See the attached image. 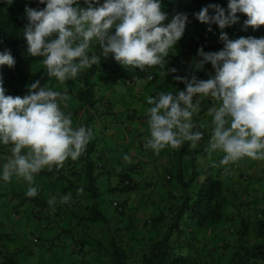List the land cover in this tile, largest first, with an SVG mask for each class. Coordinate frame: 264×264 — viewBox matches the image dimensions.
I'll use <instances>...</instances> for the list:
<instances>
[{
  "label": "trees",
  "instance_id": "trees-1",
  "mask_svg": "<svg viewBox=\"0 0 264 264\" xmlns=\"http://www.w3.org/2000/svg\"><path fill=\"white\" fill-rule=\"evenodd\" d=\"M209 3L227 6V0H161V9L169 17L176 12L188 14L186 34L179 39L182 42L179 50L169 53L165 69L154 66L155 70L151 73L147 71V66L145 70L122 66L109 54L107 57L101 56L98 65L83 70L74 80L70 79L63 85L50 79L49 87L67 89V102L73 105L70 110L74 117L73 124L78 122L76 126L84 124L92 126L94 130L93 138L77 160L69 158L68 166L64 164L59 170L55 167L52 170L44 168L36 174L39 176L36 184L38 188H47L42 178L49 175L65 180V184L55 182L54 189L59 196L67 192L73 195L71 201L63 204L58 197L53 210V206L47 203L48 190L43 196L39 189L37 195L29 199L33 209L24 210L36 222L50 228V248L58 247L64 237V240H68L67 243L64 241L65 245H70V253L81 257L79 264L87 261L96 264H264V202H261L264 198L257 201L250 195V198L243 199L246 189L264 179V176L260 179L256 176L254 162L247 161L244 166L236 162L219 165L223 153L216 152L208 157L204 152L206 143L203 140L195 147L190 146L187 141L177 148L166 147L152 157L155 162L160 156H166L168 162L165 174L161 177L163 181H167L166 185L163 184L167 191L157 198L155 192L162 185H157L160 174L155 164H152L150 170H144L140 162H132L115 173L114 166L110 167L111 164L106 159L108 150L104 148V144L102 148L99 147L101 133L117 124V120L113 119L117 114L112 109L110 96L113 95L115 86L131 95L133 89L139 86L137 83L131 84L132 77L139 78V72H147V77L151 74L152 77L159 78L160 72L166 83H169L166 91H172L175 95L176 88L179 85L184 88L185 85L175 80L174 76L190 78L191 75H196L198 79H202L201 72L209 66L205 64L204 69L194 67L193 62L200 59L196 50L201 46L204 51H218L223 47V42L219 39V27L213 24L212 29L216 32H209L208 26L193 15ZM80 4L85 7L83 0H80ZM25 5L33 8L45 6L39 0H11V3L0 0V51L7 48L15 58L13 67L0 66V75L8 89L6 94L10 91L22 92L31 67L42 59L27 53L26 40L22 36L28 22L24 12ZM237 15L240 16L239 22L247 18L243 13ZM252 30L253 34L250 36L264 37V25ZM223 31L230 35V39L247 37L235 24ZM95 50L99 54L100 46L96 45ZM183 59L186 60L184 65ZM170 68H176L177 71L168 72L167 69ZM43 69L42 66L37 67L35 75L38 79L43 76L46 84L49 77ZM143 83L144 85H140V101H146V96L153 95L160 89H154L159 82L145 80ZM97 84L103 87L97 93V97H101L98 100L103 101L91 99V88ZM123 96L119 95L120 98ZM213 103L212 98H206L201 102L200 112L193 117L200 131L204 127L200 128L199 125L209 123L202 114ZM89 109L96 110L97 116H92ZM80 112L82 115L76 121ZM204 139L206 140V135ZM8 155L10 146L0 145V163ZM226 167L230 170L225 171ZM112 177L115 184H112ZM74 178L79 181L70 180ZM15 180L13 177L4 182L3 186L12 189ZM245 180L248 181L247 186L245 184L242 187ZM259 185L264 186V183ZM79 187L84 190L78 194L76 190ZM18 192L15 191L12 196L8 192H1V202L6 199L15 200L19 206L18 201L21 199V202L26 203L24 192ZM119 192H126L125 196L136 193L132 194L129 204L132 201L134 203L129 205L126 200L116 198L115 193ZM18 196L20 198L17 201ZM41 236L42 234L35 235V242L41 241ZM231 237L234 239H230ZM2 254L1 252L0 259L4 258L0 264H18V255L11 252L6 253L8 255Z\"/></svg>",
  "mask_w": 264,
  "mask_h": 264
},
{
  "label": "clouds",
  "instance_id": "clouds-1",
  "mask_svg": "<svg viewBox=\"0 0 264 264\" xmlns=\"http://www.w3.org/2000/svg\"><path fill=\"white\" fill-rule=\"evenodd\" d=\"M39 3L45 6L25 5L28 22L22 36L28 55L40 57L41 61L31 67L34 72L16 96L6 94L0 75V145L10 146V155L0 163V182L22 178L27 182L29 197L38 192L36 174L44 168L59 170L69 158L77 160L94 136L92 126H74L72 113L62 107L67 103V89L49 87L50 79L63 85L83 70L98 65L101 56L109 54L122 66L141 70L147 66L151 73L154 66L165 69L169 53L180 48L179 39L186 34L188 22L185 12L169 17L161 9V0H83L85 7L80 0H39ZM237 13L247 16L242 25L245 31L249 26L255 29L264 25V0H227L226 7L209 3L193 13L208 26L207 31L216 32L213 24L221 30L220 50L204 51L203 46L195 49L200 59L193 62L194 67L201 69L206 64L209 68L204 71L214 74L202 79L196 75L174 76L185 85L174 95L166 91L169 83L157 71L164 85L153 95H145L146 101H142L147 106V115L142 118L147 122L148 135L138 144L158 154L166 147L177 148L186 141L195 147L203 140L208 157L223 153L219 165L236 162L244 166L247 161L254 162L260 179L264 176V37L230 39L223 30L239 22ZM96 45L100 46L99 54ZM14 64L9 49L0 51V66L11 68ZM39 66L49 77L46 84L43 76L38 79L35 75ZM167 71L175 73L177 69ZM147 74L139 72L141 77H132L131 84L144 85L145 80L159 82V78L152 79ZM134 89L138 95L142 90L141 86ZM209 97L214 103L202 114L209 123L199 125L204 127L200 131L193 117L200 112L201 102ZM124 159H130L129 154ZM259 183L262 184L258 182L256 186ZM83 190L79 187L76 191L79 194ZM72 199L71 192L59 196L62 204ZM56 202V196L47 201L53 210Z\"/></svg>",
  "mask_w": 264,
  "mask_h": 264
},
{
  "label": "crops",
  "instance_id": "crops-1",
  "mask_svg": "<svg viewBox=\"0 0 264 264\" xmlns=\"http://www.w3.org/2000/svg\"><path fill=\"white\" fill-rule=\"evenodd\" d=\"M182 64H186V60H182ZM159 75V83H157L156 85L158 86L157 88H161L164 85V82H161L162 79V75ZM147 77V76H146ZM152 79H154V77H152ZM150 79V80H152ZM166 87H168V85H166ZM180 87V88H179ZM183 87V85H179L177 89H184L181 88ZM156 89V88H154ZM134 93L136 95H134ZM107 94V93H106ZM107 96H109V94H107ZM111 96V95H110ZM125 97H117L114 96V100H120V101H111L112 102V109L114 111L115 114H117V116H115V118L117 120V124L113 125L112 128L115 129L113 131V140L111 141V146L114 148L115 146H119V148L116 149H120L121 145L117 144L119 143V141L116 140L119 132L122 133V137H123V141L126 142L124 147L121 148V150L126 149L127 151H129V149H133L134 150V154L135 156L132 154V157H135V162L133 163H139L143 166L144 170H146L148 168V170L151 169L152 164H155V166L158 168V174L159 177H162V175L165 174V166L167 165V158L166 156H160L159 158H157V161L154 162L153 158L156 153L152 152V150L150 149H142L141 144H136L137 141H142L144 139V137L146 135H148V125L147 122L145 120H143L142 117L146 116V109L147 106L140 101L141 100V96L138 95L137 92H135V89H133V92L131 95H127L125 93L124 95ZM113 99V97H111ZM126 101H122L125 100ZM72 103H66V106H64V110L66 112H68V107L69 105ZM90 114L93 116L95 115V117L97 116L96 110H91L89 109ZM82 115V112H80L78 114L77 119H75L76 121L80 119V116ZM209 119H211V115H209ZM78 124V122L76 123ZM114 144V145H113ZM124 145V144H123ZM115 149V148H114ZM137 150H139L141 153L138 154ZM113 151L109 150L106 159H108V164L110 163L111 166H114V169L117 171H121L122 166L118 165L117 162L114 160V156L112 155ZM121 155V154H120ZM119 155V156H120ZM123 155V153H122ZM164 155V154H161ZM118 156V157H119ZM70 161L67 159L64 164H66L68 166L67 163H69ZM128 163H131L128 162ZM118 168V169H116ZM160 169V170H159ZM116 171V172H117ZM151 173V172H150ZM115 174V173H114ZM153 174V173H152ZM151 174V175H152ZM16 180L13 183L14 184V188L13 190L7 188V186H3L4 182H0V185L2 183V188L0 189V193H7L8 191H10L11 194H14L15 191L18 192L19 190L24 192L23 196H25L27 198V202H21L20 196H18L17 199H19V206L16 204L15 200L11 201L8 200L10 202V204L13 202L14 204L7 206L8 210L5 211V215L4 217L6 218V220L4 221L3 225L0 224V253L2 252V255H8L6 253L11 252L12 254H16L19 257L21 254L24 253V240H26L27 242L29 241V239L31 240L32 244H39V248L41 250L47 251L49 254L51 252V248H50V238L52 234H49L50 228H46V226H44L41 222H36V220L32 219L31 217H29L30 215L27 214V212H24L25 209L30 210L33 209V206L31 205L32 203L29 202L31 200V198L33 197H29L26 195V184L27 182L24 181L22 178H17L15 177ZM161 184H162V188L159 190H156L155 192V197L159 198V196L161 197L162 195H165L163 193H165L166 191H164L166 188H164L163 184H165L161 178ZM166 185V184H165ZM23 188V189H20ZM16 188V190H15ZM19 193V192H18ZM8 194V193H7ZM162 194V195H161ZM52 197V196H56L57 198L59 197L57 192H52L50 194L47 193V198ZM12 196V195H11ZM8 197V196H7ZM30 199V200H29ZM6 200L2 203L3 205L6 204ZM1 202V200H0ZM1 205V204H0ZM2 208V206H1ZM22 209V210H21ZM11 215H8L10 214ZM18 220V221H15ZM17 224V225H16ZM39 224V225H38ZM18 225H19V230L18 229ZM41 229V233H39V229ZM34 230V232H33ZM14 232H22V234L20 235L19 233H15ZM51 232V230H50ZM34 233H38L37 235H41V241H36L34 240L35 235ZM26 236H28V238H26ZM54 236V234H53ZM25 238V239H24ZM21 247V249H20ZM28 253H33V254H37L39 253L38 251H36L35 249H30L27 251ZM48 254V255H49ZM18 260V259H17Z\"/></svg>",
  "mask_w": 264,
  "mask_h": 264
},
{
  "label": "rangeland",
  "instance_id": "rangeland-1",
  "mask_svg": "<svg viewBox=\"0 0 264 264\" xmlns=\"http://www.w3.org/2000/svg\"><path fill=\"white\" fill-rule=\"evenodd\" d=\"M243 21L244 20H242L241 22H237L235 24L236 28L241 29L245 33L246 36L252 35L253 34V30H252V27L251 26H249L246 31L242 29ZM228 36L230 38V35H228ZM176 50H179V47H177V49H174V51H176ZM33 72H34L33 70H30V74L28 75V78L31 76V74ZM196 72H199V71L196 70ZM201 73H202V76H201L202 78H209V74L210 73H213L214 74V72H209V71H203ZM28 78L26 79V81L28 80ZM138 85L140 86L141 84H138ZM4 87L8 91V89L6 88V86H4ZM115 87H116V89L113 90V95H111L113 97V99L111 101H120V100H117V99L114 100V96H118L120 94L121 95H125V91H124V89L123 90H119L120 87H117V86H115ZM99 89L100 90H103V87H99L98 84H97V86H93L91 88V92L93 94V98H91V99L93 101H103V100H98V99H101V97H97L98 96V94H97L98 91L100 92ZM9 94H11L13 96H16V94L13 93V92H11V91H10ZM77 104H79V103H77ZM64 106L65 105H62V107H64ZM72 106H73L72 104L69 105V107H68L69 112L72 109ZM72 118L74 120V117L73 116H72ZM76 125L74 124V126H76ZM114 130L115 129H113V128H111L109 126L107 129L104 130V132L101 133L102 136L99 139V144H100L99 147L102 148V146L104 144V148L106 150H108V151L109 150H112L113 151L112 155L114 156V160L115 161H118L117 164L118 165H121L122 166V169H123L124 167L127 166L128 162H130V161H131V163L132 162H135V157L134 158L132 157V154L134 156H135V154H134V150L133 149H129V151H127L126 149L121 150L122 147L126 146L125 145L126 142L123 141V137L121 136L122 133H120V132H119L116 140L119 141V143H117V144L121 145V148L120 149H116V148H119V146L118 145L115 146L113 144L114 145V148H115L114 149L110 145L111 144V141L113 140V137L111 136V134H113V131ZM136 144H138V141L136 142ZM108 151H107V154H108ZM122 153H123V155H122ZM126 153L129 154L130 159H127V160L124 159V156H125ZM137 153L140 154L141 152L139 150H137ZM116 169H118V168H116ZM116 171L117 170H115V173H116ZM42 179H43V184L44 185H47V188L46 187H43L42 189L41 188H38V190L41 189L40 190V192H41L40 195H43V196L46 194V190H48V192H47L48 194H50L52 192H57L58 193V191L56 189H54L55 182H57L59 184H62V183L65 184V180H63V179H57L55 177L52 178L49 175L44 176ZM158 179H159V181L157 182V185H161V181H160L161 180V177H159ZM37 180H39V176L38 175L35 176V181H34L35 184H37ZM70 180L73 181V182L74 181H79L76 178H74V180L73 179H70ZM76 183H79V182H75V184ZM242 183H243V186L242 187H245V184L247 186V182H242ZM262 183H264V179L262 180ZM112 184H115V181H114L113 177H112ZM26 187H27V184H26ZM7 188H8V186H7ZM11 188L13 189L14 187L11 186ZM246 190H247L246 191L247 193L244 194L245 196H243V199H245V198L247 199L248 197L250 198V195H253L254 198H256L257 201H258L259 198L261 196H263V194H264V186L262 187V185H257V186L256 185H254V186L252 185L251 188L246 189ZM164 191H166V189ZM119 193H115V197L118 198L119 200H126V202H128L127 204L130 203V199H131V197H133L132 194L133 195L136 194V193L134 194L132 192V193H130L131 196H125L127 194L126 192H119ZM8 194L10 196L13 195V194L10 193V191H8ZM7 198H9V197H7ZM261 202H264V201L261 200ZM133 203H134V201H132V203L129 204V205H132ZM0 204H1L0 205V224L3 225L4 221L6 220V218L4 217V215H5V211L8 210L7 206H9V205L12 206V204H14V203L12 202L10 204V202L8 200H6V204L5 205H3L2 202H0ZM1 206H2V208H1ZM8 215H11V213L8 214ZM137 220H138V217H137ZM15 221H18V220H15ZM37 229H39V233H41V229L40 228H37ZM17 230H19V225H18V229ZM33 232H34V230H33ZM15 233L16 232H14V234ZM17 233H19L20 235L22 234V232H17ZM37 234L38 233H34V235H37ZM225 237L228 238L229 236H225ZM26 238H28V236H26ZM230 239H234V238L231 237ZM64 241L67 243L68 240H64V237H62L61 243L60 244L57 243V244H59V246L58 247L51 248V252L49 254L47 251L41 250L39 248V244H32V242H31L30 239H29L28 242L26 240H24V244H25L24 253L21 254L19 257H17L18 260L17 259L16 260H17L18 264H79V260L81 259V257L77 256L76 254H71L70 253V248L68 247L70 245H68V246L65 245V242ZM30 249H35L39 253H37V254L28 253L27 251L30 250ZM85 260H86V258H85ZM83 264H96V263H94L93 261L92 262L91 261L90 262L87 261L86 263H83Z\"/></svg>",
  "mask_w": 264,
  "mask_h": 264
}]
</instances>
